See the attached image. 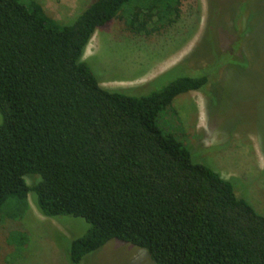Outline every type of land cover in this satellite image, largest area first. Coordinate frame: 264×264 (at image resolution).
<instances>
[{
    "label": "trees",
    "instance_id": "1",
    "mask_svg": "<svg viewBox=\"0 0 264 264\" xmlns=\"http://www.w3.org/2000/svg\"><path fill=\"white\" fill-rule=\"evenodd\" d=\"M179 4L91 0L59 22L35 0H0V209L31 195L44 216L84 219L86 232L65 246L71 264L114 239L154 264H264V214L159 124L179 95L209 93L240 39L204 69L163 72L141 95L104 87L84 59L115 18L150 35L176 20Z\"/></svg>",
    "mask_w": 264,
    "mask_h": 264
},
{
    "label": "rangeland",
    "instance_id": "2",
    "mask_svg": "<svg viewBox=\"0 0 264 264\" xmlns=\"http://www.w3.org/2000/svg\"><path fill=\"white\" fill-rule=\"evenodd\" d=\"M35 1L67 22L91 0ZM179 7L171 25L150 35L134 34L115 18L95 32L84 59L104 87L141 95L163 72L186 63L187 72L204 69L240 39L236 62L221 55L209 93L179 95L159 124L185 142L194 160L234 179L237 195L264 214V0H181ZM36 178L26 176L30 185ZM87 228L82 218L44 216L31 195L27 203L11 198L0 209V264H71L65 246ZM80 264L154 263L146 250L114 239Z\"/></svg>",
    "mask_w": 264,
    "mask_h": 264
}]
</instances>
